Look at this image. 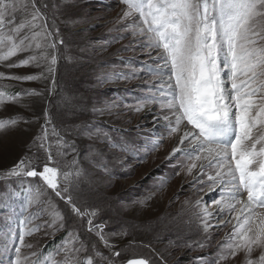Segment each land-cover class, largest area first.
<instances>
[{
	"label": "rangeland",
	"instance_id": "rangeland-1",
	"mask_svg": "<svg viewBox=\"0 0 264 264\" xmlns=\"http://www.w3.org/2000/svg\"><path fill=\"white\" fill-rule=\"evenodd\" d=\"M40 4L48 5L41 7L43 19L32 21L30 14L18 12L15 23L30 21L23 31L28 35L41 33L39 42L56 43V48L35 49L34 43L33 50L18 53L11 62L18 64L42 52H47L48 60L13 69L0 64L6 75L39 77L31 81L0 79V91L20 95L19 103L0 106V119L20 120L15 128L0 132V264H14L17 247L21 264L37 260L38 264H55L63 257L62 252L57 253L69 233L89 246V254L94 246L109 255L95 231H88V218L76 217L42 178L8 175L25 156L33 157L34 164L46 161L44 150L33 144L34 138L42 135L45 109L51 121L45 147L50 146L59 168L71 173L77 206L99 209L93 224L105 225L102 231L115 245L113 251L121 252L114 264L134 257L148 259L150 264H215L231 242L236 213L213 215L209 221L213 227L205 233L194 215L199 211L195 201L202 198L215 212L211 201L219 198V193L209 190L210 183L194 185L196 171L186 174L191 161L183 151L173 154V148H187V143L181 145L175 136L170 137L162 119L153 121V116L169 113H161L158 106H150V112L133 110L149 94L145 85L152 78L130 75L139 73L149 57L144 54L148 50L137 46L139 40L119 19L125 5L121 0H38ZM48 32L53 35L47 36ZM53 54L56 65H50ZM113 73L128 78L102 79ZM29 90L40 94H30ZM53 128L66 145L57 144ZM157 140L162 143L154 148ZM214 171L205 169L206 174L214 175ZM200 179L206 180V176ZM58 183H63L59 174ZM152 193L156 195L147 199ZM53 205L63 218L64 227L58 230L43 226L52 219ZM256 211L264 214V208ZM229 219L232 223L221 226ZM124 232L127 235H122ZM28 244L33 247L28 248ZM33 251L38 257L31 256ZM258 255L255 251L251 258ZM220 264H245L244 254Z\"/></svg>",
	"mask_w": 264,
	"mask_h": 264
},
{
	"label": "snow or ice",
	"instance_id": "snow-or-ice-1",
	"mask_svg": "<svg viewBox=\"0 0 264 264\" xmlns=\"http://www.w3.org/2000/svg\"><path fill=\"white\" fill-rule=\"evenodd\" d=\"M121 2L125 8L119 19L139 40L137 46L148 50L144 54L149 57L139 73L130 75H149L152 78L145 85L150 90L149 94L133 110L150 112L153 110L150 106H158L161 113H169L155 115L153 121L162 119L170 137L175 136L181 145L187 143V148H173V154L183 151L191 161L186 174L196 171L192 181L194 185L210 183L212 187L209 190L219 193V198L211 201L215 212L202 198L195 201L194 207L199 211L194 215L200 219L204 232L213 227L209 222L213 215L236 213L233 219L237 224L233 225L229 237L231 242L227 243L215 264L235 258L240 253L244 254L245 264H264V214L256 211L264 208V0ZM41 7L47 8L48 5L38 6V0H0V64L7 69L28 66L40 59L48 60L47 52H42L39 57L29 55L18 64L11 62L18 53L33 50L34 43L35 49L56 48V43H40L41 33L28 35L23 31L30 21L15 23L18 12L30 14L32 21L43 19ZM34 27L36 25L32 24ZM52 35L47 33V36ZM56 63L57 56L53 54L50 65ZM49 71H53L51 66ZM38 78L32 75L9 76L0 71V79L31 81ZM105 78L127 79L128 76L113 73L102 77ZM29 93L40 94L35 90H29ZM6 102L19 103L20 95L8 96L0 91V106ZM19 122L17 118L0 119V132L15 128ZM50 123L45 109L42 135L33 140V144L44 150L46 161L34 164L33 157L25 156L13 165L8 175L42 178L48 189L65 201L76 217L88 218V231H95L109 250V255H104L92 246V254H89V246L77 241L75 233H69V239L57 253L62 252L63 257L55 264H114V258L120 257L121 252L113 251L115 245L102 231L105 225L93 224L92 218L98 215L99 209L77 206L71 173L61 170L54 162L50 146L45 147L47 125ZM53 134L57 136L58 145L67 144L54 128ZM161 143L162 140L154 141L153 147ZM57 151L62 154L59 148ZM213 168L214 175L205 173V169ZM58 174L62 175L63 183H58ZM202 176H206V180L200 179ZM154 195L156 193L147 199ZM52 207V219L45 221L43 226L58 230L64 227L63 218L55 211V206ZM230 223L231 219L225 220L221 226ZM122 235H127V232ZM19 239L24 244L23 234ZM26 246L33 247L31 244ZM255 251H259L258 257L251 258ZM16 253L14 264H21L19 247ZM31 256L38 257V252H31ZM24 259L27 261V257ZM32 264H38V260ZM126 264L150 262L145 258H133Z\"/></svg>",
	"mask_w": 264,
	"mask_h": 264
},
{
	"label": "water",
	"instance_id": "water-1",
	"mask_svg": "<svg viewBox=\"0 0 264 264\" xmlns=\"http://www.w3.org/2000/svg\"><path fill=\"white\" fill-rule=\"evenodd\" d=\"M134 258H140V257H134ZM130 259H133V258H130ZM129 260V259H128ZM127 260L123 263V264H126Z\"/></svg>",
	"mask_w": 264,
	"mask_h": 264
},
{
	"label": "trees",
	"instance_id": "trees-1",
	"mask_svg": "<svg viewBox=\"0 0 264 264\" xmlns=\"http://www.w3.org/2000/svg\"><path fill=\"white\" fill-rule=\"evenodd\" d=\"M57 122H58L59 124H61V121L58 120ZM127 260H128V259H127ZM124 261H126V260H124Z\"/></svg>",
	"mask_w": 264,
	"mask_h": 264
},
{
	"label": "bare ground",
	"instance_id": "bare-ground-1",
	"mask_svg": "<svg viewBox=\"0 0 264 264\" xmlns=\"http://www.w3.org/2000/svg\"><path fill=\"white\" fill-rule=\"evenodd\" d=\"M178 146H180V145H178Z\"/></svg>",
	"mask_w": 264,
	"mask_h": 264
}]
</instances>
